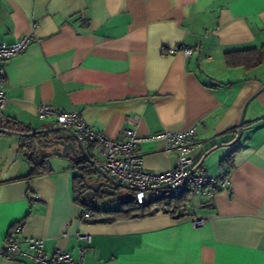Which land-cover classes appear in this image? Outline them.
Segmentation results:
<instances>
[{"label":"crops","instance_id":"obj_1","mask_svg":"<svg viewBox=\"0 0 264 264\" xmlns=\"http://www.w3.org/2000/svg\"><path fill=\"white\" fill-rule=\"evenodd\" d=\"M30 31L31 44L5 64L1 127H53L37 117L41 103L77 112L109 138L130 127L150 135L195 126L191 156L230 184L196 198V215L208 218L199 227L163 211L87 222L75 200V158L54 142L62 133L42 134L48 146L33 138L50 166L34 177L21 136L0 133V248L12 239L26 250L36 238L47 257L59 248L78 260L82 249V264H264V58L249 68L225 59L264 47V0H0V42ZM136 150L146 170L174 165L162 138ZM0 264L34 262L0 254Z\"/></svg>","mask_w":264,"mask_h":264},{"label":"built area","instance_id":"obj_2","mask_svg":"<svg viewBox=\"0 0 264 264\" xmlns=\"http://www.w3.org/2000/svg\"><path fill=\"white\" fill-rule=\"evenodd\" d=\"M33 41V33L21 37L16 42L7 44L0 42V110L7 103L5 91V64L14 55L24 51ZM185 56L192 53L190 47H182ZM170 53L174 49L169 50ZM40 120L51 119L52 126L71 129L80 140L83 150L90 156L92 168L100 175L113 178L118 183L132 189V198L138 205L154 204L160 199H169L189 195L179 214L192 216L191 225L199 227L208 222V218L198 217L195 206L197 197L212 198L220 187H228L230 182L226 172L218 175L209 174L198 161L191 156L195 145L196 127L181 131L163 130L150 135H139L135 129L126 128L116 138H109L102 132L88 125L75 111L56 109L47 103L37 107ZM135 124V119H130ZM157 138L164 140V151L174 155V165L162 172H153L143 168L142 156L137 147L145 141ZM169 185V187H165ZM154 209H157L154 206ZM81 214L91 217L90 209L81 210ZM81 239L87 241V236ZM26 250H22L16 240L8 239L0 248V254L9 259L17 257L31 258L34 264H82L83 250L79 248L81 257L74 260L69 253L57 248L47 257L41 239H26ZM30 251L34 253L31 254Z\"/></svg>","mask_w":264,"mask_h":264},{"label":"trees","instance_id":"obj_3","mask_svg":"<svg viewBox=\"0 0 264 264\" xmlns=\"http://www.w3.org/2000/svg\"><path fill=\"white\" fill-rule=\"evenodd\" d=\"M264 58V47L255 48V49H245L241 51H234L226 53L225 59L227 65H244L246 68L256 66L262 62ZM43 137V141H40L41 146H48L51 143V140L47 135H36L31 137H21V151L26 156L28 163L32 166V169L29 173L31 177L44 174L50 171L49 166V157L40 156L37 154L32 145L33 138ZM233 141V140H232ZM231 142V141H230ZM215 147L209 149L208 151L214 149ZM229 157H226L221 161L222 163L229 162ZM200 161H198L199 163ZM82 172L83 174H89L90 169H85ZM76 185L74 188L75 200L80 205L81 210L90 209L92 214L91 217L86 218L81 214V219L87 222H114L117 220L134 218V217H144L155 211H163L165 213L171 214L173 217H179V209L186 204L189 199L188 194H184L180 197L169 198V199H160L154 204L148 205H138L133 198L120 201L112 197V204L110 206H102L99 203L103 201L104 194L96 195L94 199H86L83 194L80 192L82 189L81 180L79 175H75ZM156 206L157 209H154Z\"/></svg>","mask_w":264,"mask_h":264},{"label":"water","instance_id":"obj_4","mask_svg":"<svg viewBox=\"0 0 264 264\" xmlns=\"http://www.w3.org/2000/svg\"><path fill=\"white\" fill-rule=\"evenodd\" d=\"M252 98L248 99L243 106L239 125H238L237 135L230 144L237 143L241 138L242 124H243L246 108ZM58 132H61L62 136L60 139L54 140V142L62 146L61 153L64 157H68L69 155H72L75 158L73 164L78 169V175L81 180L80 184L82 186L80 192L83 194L84 198L92 200L95 198V194L98 192L106 196L114 197L116 200H120V201H125L132 198V189L129 186L120 184L113 178H110L106 175L100 176L95 172V170L92 168V161L90 156L83 150L80 140L77 138L76 134L71 129L62 126H56V127L38 129L24 133V132L5 129L4 127L0 126V133H11L21 137H31L39 134H50V133H58ZM76 147L78 148L79 153ZM208 153L209 152H207L205 156ZM202 161L203 160H201L198 165H202ZM90 168H91V172L89 174L84 175L83 174L84 172L82 171ZM87 180H89V183H87L86 186L89 190L85 191L86 189L83 185L86 184ZM165 187H169V185H166ZM120 188H122L124 192L121 194H117L116 191Z\"/></svg>","mask_w":264,"mask_h":264},{"label":"rangeland","instance_id":"obj_5","mask_svg":"<svg viewBox=\"0 0 264 264\" xmlns=\"http://www.w3.org/2000/svg\"><path fill=\"white\" fill-rule=\"evenodd\" d=\"M39 140H43L44 138L43 137H39L38 138ZM122 192H124V190L122 188L118 189L117 190V194H121ZM103 201H101L99 204L102 205V206H110L112 204V197L111 196H106L103 197Z\"/></svg>","mask_w":264,"mask_h":264},{"label":"flooded vegetation","instance_id":"obj_6","mask_svg":"<svg viewBox=\"0 0 264 264\" xmlns=\"http://www.w3.org/2000/svg\"><path fill=\"white\" fill-rule=\"evenodd\" d=\"M87 181H89V180H87ZM86 185H87V182H86V184H84L83 186H84V187H85V189H86L85 191H88L89 189L87 188V186H86ZM116 192H117V191H116ZM99 194H101V193H100V192H98V193H96V194H95V196H96V195H99Z\"/></svg>","mask_w":264,"mask_h":264}]
</instances>
